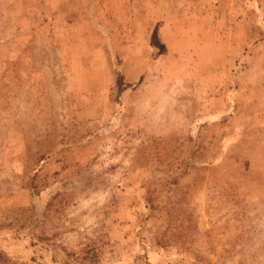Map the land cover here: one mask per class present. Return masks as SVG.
I'll list each match as a JSON object with an SVG mask.
<instances>
[{
  "label": "rangeland",
  "instance_id": "rangeland-1",
  "mask_svg": "<svg viewBox=\"0 0 264 264\" xmlns=\"http://www.w3.org/2000/svg\"><path fill=\"white\" fill-rule=\"evenodd\" d=\"M0 264H264V0H0Z\"/></svg>",
  "mask_w": 264,
  "mask_h": 264
}]
</instances>
